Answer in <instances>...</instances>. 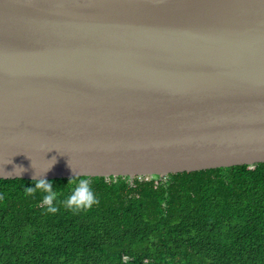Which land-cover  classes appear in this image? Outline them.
Returning <instances> with one entry per match:
<instances>
[{
  "label": "water",
  "instance_id": "water-1",
  "mask_svg": "<svg viewBox=\"0 0 264 264\" xmlns=\"http://www.w3.org/2000/svg\"><path fill=\"white\" fill-rule=\"evenodd\" d=\"M264 163V0H0V178Z\"/></svg>",
  "mask_w": 264,
  "mask_h": 264
},
{
  "label": "trees",
  "instance_id": "trees-1",
  "mask_svg": "<svg viewBox=\"0 0 264 264\" xmlns=\"http://www.w3.org/2000/svg\"><path fill=\"white\" fill-rule=\"evenodd\" d=\"M81 178L96 202L70 208ZM46 180L0 178V264H264V163Z\"/></svg>",
  "mask_w": 264,
  "mask_h": 264
},
{
  "label": "clouds",
  "instance_id": "clouds-1",
  "mask_svg": "<svg viewBox=\"0 0 264 264\" xmlns=\"http://www.w3.org/2000/svg\"><path fill=\"white\" fill-rule=\"evenodd\" d=\"M142 177V176H139ZM150 177V176H147ZM35 187H26V193L28 195H33L35 192L39 191L43 193L44 201L53 200L57 193L52 190L51 183L47 180L41 178L39 180L33 181ZM96 202V197L91 190L89 181L87 178L79 179L76 187L73 189L72 193L66 199L65 204L68 207H89Z\"/></svg>",
  "mask_w": 264,
  "mask_h": 264
}]
</instances>
